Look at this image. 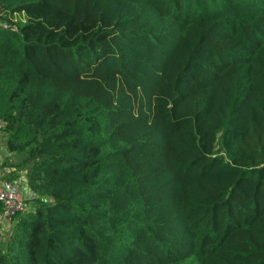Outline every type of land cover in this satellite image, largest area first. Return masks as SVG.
Returning <instances> with one entry per match:
<instances>
[{
	"label": "trees",
	"instance_id": "16d2710c",
	"mask_svg": "<svg viewBox=\"0 0 264 264\" xmlns=\"http://www.w3.org/2000/svg\"><path fill=\"white\" fill-rule=\"evenodd\" d=\"M0 118V264H264V0H0Z\"/></svg>",
	"mask_w": 264,
	"mask_h": 264
},
{
	"label": "built area",
	"instance_id": "2783aa9c",
	"mask_svg": "<svg viewBox=\"0 0 264 264\" xmlns=\"http://www.w3.org/2000/svg\"><path fill=\"white\" fill-rule=\"evenodd\" d=\"M4 126L5 123L0 118V131ZM6 174L7 169L0 167V224H9L14 215L29 207L28 193L26 195L18 179L10 180ZM24 184L27 188L25 179Z\"/></svg>",
	"mask_w": 264,
	"mask_h": 264
},
{
	"label": "rangeland",
	"instance_id": "374dc122",
	"mask_svg": "<svg viewBox=\"0 0 264 264\" xmlns=\"http://www.w3.org/2000/svg\"><path fill=\"white\" fill-rule=\"evenodd\" d=\"M17 21L19 23H23L25 21V18L23 16V14H18L17 15ZM4 142H5V139H4V136H3V132L1 130L0 131V161L6 159L7 157H9V159L13 158V157H11L12 154L9 155L8 152L6 151V149L4 147ZM18 176H19V178H17V179L20 182V184L23 187V189H25V193L27 195V193H28L27 190H26L27 188H25V184H24L25 177H24L23 174H19ZM8 225L9 224H0V237L4 238L6 236V233H7L6 230L9 229Z\"/></svg>",
	"mask_w": 264,
	"mask_h": 264
}]
</instances>
